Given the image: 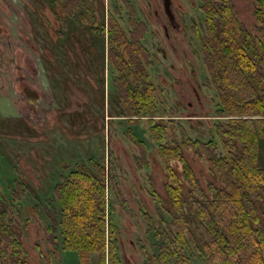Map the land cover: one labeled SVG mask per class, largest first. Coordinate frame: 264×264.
Here are the masks:
<instances>
[{"label": "rangeland", "instance_id": "1", "mask_svg": "<svg viewBox=\"0 0 264 264\" xmlns=\"http://www.w3.org/2000/svg\"><path fill=\"white\" fill-rule=\"evenodd\" d=\"M65 1L0 0V182L11 202L14 228L30 264H79L75 252L61 251L51 240L48 227L53 211L57 213L52 186L91 158L104 167L108 180L123 264H146L142 246L149 258L154 250L143 212L159 225L160 206H166L157 201L166 199L158 144L143 136L149 167L137 163L140 154L124 135L127 120L118 115L125 113L107 76L104 38L92 33L88 20L78 25L69 18ZM232 1L244 26L253 31L252 0ZM127 2L148 30L144 44L154 62L149 72L157 88L155 118L184 125L193 138L209 139L219 117L215 92L204 87L208 74L201 46L190 30L191 18H200L199 0H171L173 22L168 21L162 0ZM120 6L122 0H97L98 25L111 13L127 31L129 10ZM25 88L42 97L35 111L27 104ZM142 127L138 124L137 130ZM169 127L167 140L178 141L177 131ZM260 148L264 165V141ZM184 152L201 184L213 181L206 159L191 150ZM18 180L32 191L13 201L11 191ZM95 260L93 256L92 264ZM193 264L208 263L194 255Z\"/></svg>", "mask_w": 264, "mask_h": 264}, {"label": "trees", "instance_id": "2", "mask_svg": "<svg viewBox=\"0 0 264 264\" xmlns=\"http://www.w3.org/2000/svg\"><path fill=\"white\" fill-rule=\"evenodd\" d=\"M89 1L66 0L65 14L78 25L88 20L92 33L104 38L107 76L125 113L118 115L127 120L124 135L140 154L137 163L149 167L143 138L148 136L158 144L164 167L166 199L157 201L166 206H160L159 225L143 212L154 250L149 258L142 246L145 263L193 264L197 255L208 264H264V0H252L253 31L244 26L232 0H199L200 18H191L190 30L199 40L208 74L204 87L213 89L217 99L219 119L205 141L191 137L176 121L155 118L157 88L149 72L154 62L144 44L148 30L130 3L122 0L120 6L129 10L125 31L111 13L98 25L97 0ZM99 74L104 76V69ZM169 126L178 141L167 140ZM185 150L206 159L213 181L201 184ZM52 187L57 213L53 211L48 229L56 246L75 252L79 264H92L93 256L95 264H123L104 167L90 158ZM29 190L18 180L11 200H20ZM6 192L0 182V264H30Z\"/></svg>", "mask_w": 264, "mask_h": 264}, {"label": "water", "instance_id": "3", "mask_svg": "<svg viewBox=\"0 0 264 264\" xmlns=\"http://www.w3.org/2000/svg\"><path fill=\"white\" fill-rule=\"evenodd\" d=\"M162 6H163V10H164L165 14L167 15L168 21L173 22L174 14L172 12L171 0H162ZM25 91L27 92L28 96H31L29 89H25ZM32 96L34 98L32 100L35 102L37 97H36V95H32Z\"/></svg>", "mask_w": 264, "mask_h": 264}, {"label": "flooded vegetation", "instance_id": "4", "mask_svg": "<svg viewBox=\"0 0 264 264\" xmlns=\"http://www.w3.org/2000/svg\"><path fill=\"white\" fill-rule=\"evenodd\" d=\"M29 91L31 93V96H28V101H27L28 103L27 104L29 105V107L31 108L32 111H35V110H33L34 107H35V104L34 103H37L39 101V99L42 98V97L38 96L33 90H30L29 89ZM23 92H24V90H23ZM32 95H36V97H37L36 100H35V102L32 100V99H34Z\"/></svg>", "mask_w": 264, "mask_h": 264}]
</instances>
